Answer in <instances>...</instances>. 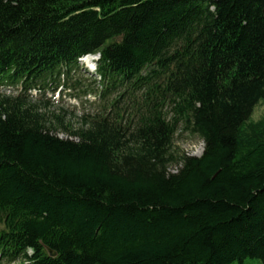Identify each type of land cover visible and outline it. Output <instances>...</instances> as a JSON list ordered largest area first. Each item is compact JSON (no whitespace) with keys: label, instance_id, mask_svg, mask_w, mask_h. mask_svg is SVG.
Masks as SVG:
<instances>
[{"label":"trees","instance_id":"trees-1","mask_svg":"<svg viewBox=\"0 0 264 264\" xmlns=\"http://www.w3.org/2000/svg\"><path fill=\"white\" fill-rule=\"evenodd\" d=\"M89 53L100 110L48 119L38 104ZM179 129L201 155L173 150ZM250 259L264 264V0H0V264Z\"/></svg>","mask_w":264,"mask_h":264},{"label":"rangeland","instance_id":"rangeland-1","mask_svg":"<svg viewBox=\"0 0 264 264\" xmlns=\"http://www.w3.org/2000/svg\"><path fill=\"white\" fill-rule=\"evenodd\" d=\"M79 67L71 73L73 76L72 87L68 89L66 86H59L54 92H46L43 100L47 106L45 108L42 104H38L40 111L48 115V119L55 120L54 117L46 112H54L63 116V123L70 124L73 128L78 127L81 123V115L83 113H92L100 110L101 101L95 99L90 95L88 90H100V85L94 83L95 70L83 61H78ZM78 80L80 82H78ZM69 84V83H68ZM36 95L35 91L31 92ZM46 111V112H45ZM262 108L260 105L256 106L251 114L252 120H257L262 116ZM64 136L63 134H61ZM204 148L203 141L196 135L179 129L173 138V150L178 153H185L191 156L201 155ZM179 165H172L171 172H175ZM1 262V261H0ZM17 264V263H13ZM238 264V263H233ZM246 264H263L259 259H250Z\"/></svg>","mask_w":264,"mask_h":264},{"label":"bare ground","instance_id":"bare-ground-1","mask_svg":"<svg viewBox=\"0 0 264 264\" xmlns=\"http://www.w3.org/2000/svg\"><path fill=\"white\" fill-rule=\"evenodd\" d=\"M85 62L88 65V67H90V69L92 70L93 67H94V65H95L94 60L93 59H90V58H87V59H85Z\"/></svg>","mask_w":264,"mask_h":264},{"label":"water","instance_id":"water-1","mask_svg":"<svg viewBox=\"0 0 264 264\" xmlns=\"http://www.w3.org/2000/svg\"><path fill=\"white\" fill-rule=\"evenodd\" d=\"M46 250L49 252V255H50L51 257H54V256L56 255V252L53 251V250H51L49 247H46Z\"/></svg>","mask_w":264,"mask_h":264}]
</instances>
